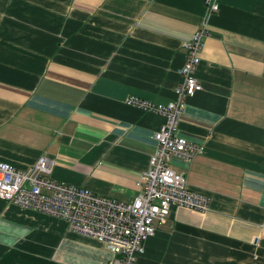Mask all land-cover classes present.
<instances>
[{"label": "crops", "instance_id": "obj_1", "mask_svg": "<svg viewBox=\"0 0 264 264\" xmlns=\"http://www.w3.org/2000/svg\"><path fill=\"white\" fill-rule=\"evenodd\" d=\"M205 0H0V160L42 154L52 176L130 201L176 97ZM179 133L203 149L171 165L211 198L173 205L135 264H264V0L210 17ZM105 244L0 198V264H108Z\"/></svg>", "mask_w": 264, "mask_h": 264}, {"label": "built area", "instance_id": "obj_2", "mask_svg": "<svg viewBox=\"0 0 264 264\" xmlns=\"http://www.w3.org/2000/svg\"><path fill=\"white\" fill-rule=\"evenodd\" d=\"M223 0H205L201 21L184 42L186 60L179 72L176 97L165 105L132 96L128 102L162 113L166 120L153 134L157 146L148 168L136 180L137 193L130 201L97 193L87 187L52 176L54 160L42 154L26 168L0 160V198L65 220L69 228L102 241L112 253L108 264H135L145 252L146 240L156 231V222H166L173 205L205 212L210 196L188 186L187 176L171 165L174 157L191 159L203 145L179 133L187 98L202 90L196 75L210 17Z\"/></svg>", "mask_w": 264, "mask_h": 264}]
</instances>
